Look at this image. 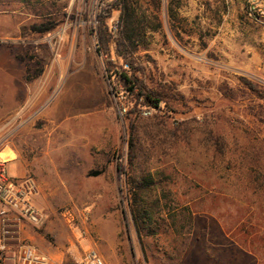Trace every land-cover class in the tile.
I'll list each match as a JSON object with an SVG mask.
<instances>
[{
  "label": "rangeland",
  "instance_id": "374dc122",
  "mask_svg": "<svg viewBox=\"0 0 264 264\" xmlns=\"http://www.w3.org/2000/svg\"><path fill=\"white\" fill-rule=\"evenodd\" d=\"M158 1L159 10L143 6L154 30L135 57L149 87L166 86L177 102L129 116L108 71L122 65L115 44L109 58L98 52L112 0H0V158L9 176L36 178V205L49 216L23 238L62 264L89 249L106 264H201L206 237L223 230L264 264V0ZM119 15L108 20L114 35ZM53 22L50 34L34 30ZM128 117L141 171L165 172L170 186L176 177L181 205L195 213L185 229L139 239L126 188ZM66 207L78 215L74 229L60 217Z\"/></svg>",
  "mask_w": 264,
  "mask_h": 264
},
{
  "label": "trees",
  "instance_id": "16d2710c",
  "mask_svg": "<svg viewBox=\"0 0 264 264\" xmlns=\"http://www.w3.org/2000/svg\"><path fill=\"white\" fill-rule=\"evenodd\" d=\"M145 4L153 11L154 6L159 10L158 0H112L99 17L98 52L99 55L109 58L112 54V44H115V54L122 65L115 67L116 69L109 68L108 71L115 79L116 88L127 94L132 103L129 116L140 115L144 110L151 109L165 113L161 103H165L168 107L171 101L177 102L175 95H172L166 86H161L159 91L149 87L146 82L147 67L135 57L146 40V30L148 28L154 30V12L147 17L146 12L143 11ZM114 12L120 14L119 31L116 35L110 31L108 24ZM57 25V22L42 23L34 26V30L39 34H50ZM107 65L114 66L110 60ZM241 80L253 93L262 94L260 87L253 81L245 78ZM153 117L156 121L165 116ZM128 118L130 122L127 131L126 188L132 221L139 239L159 235L158 231L162 227L166 233L174 231L180 222L184 224L182 229H185L186 224L194 223L195 213L190 205H181L176 177L170 175L172 178V186H170L164 181V178L170 179L165 172L158 171L153 174L141 171L138 164L141 150L139 128L131 117Z\"/></svg>",
  "mask_w": 264,
  "mask_h": 264
},
{
  "label": "built area",
  "instance_id": "2783aa9c",
  "mask_svg": "<svg viewBox=\"0 0 264 264\" xmlns=\"http://www.w3.org/2000/svg\"><path fill=\"white\" fill-rule=\"evenodd\" d=\"M125 112V111H124ZM146 116L151 112L146 111ZM123 115V114H122ZM8 160L0 158V264H62L43 254L35 245L23 238L26 228H43L49 220L47 213L37 207L35 199L39 185L33 176L13 178L8 174ZM61 219L74 229L78 215L73 207L60 211ZM85 228L82 236L87 237ZM79 264H106L95 249L87 250Z\"/></svg>",
  "mask_w": 264,
  "mask_h": 264
},
{
  "label": "crops",
  "instance_id": "0c3cea01",
  "mask_svg": "<svg viewBox=\"0 0 264 264\" xmlns=\"http://www.w3.org/2000/svg\"><path fill=\"white\" fill-rule=\"evenodd\" d=\"M24 177L23 174H21L16 178L19 179ZM217 237L218 238H214L216 241L211 237H206L205 244L207 247L205 248V253H201L197 260L194 258V262L200 261L201 264H261L255 252L240 246L223 230H219V235Z\"/></svg>",
  "mask_w": 264,
  "mask_h": 264
}]
</instances>
